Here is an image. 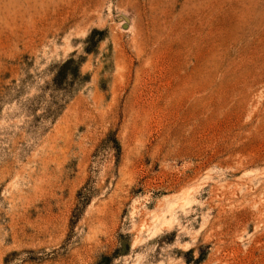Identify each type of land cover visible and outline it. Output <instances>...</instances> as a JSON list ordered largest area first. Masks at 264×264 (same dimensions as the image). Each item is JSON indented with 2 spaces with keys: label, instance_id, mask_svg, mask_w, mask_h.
<instances>
[{
  "label": "rangeland",
  "instance_id": "rangeland-1",
  "mask_svg": "<svg viewBox=\"0 0 264 264\" xmlns=\"http://www.w3.org/2000/svg\"><path fill=\"white\" fill-rule=\"evenodd\" d=\"M0 264H264V0H0Z\"/></svg>",
  "mask_w": 264,
  "mask_h": 264
}]
</instances>
